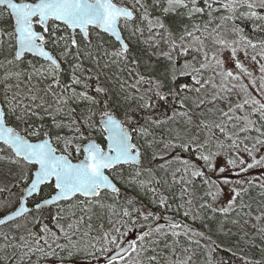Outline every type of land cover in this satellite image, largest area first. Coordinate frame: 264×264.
<instances>
[{
    "label": "snow or ice",
    "instance_id": "obj_1",
    "mask_svg": "<svg viewBox=\"0 0 264 264\" xmlns=\"http://www.w3.org/2000/svg\"><path fill=\"white\" fill-rule=\"evenodd\" d=\"M262 222L264 0H0V264H264Z\"/></svg>",
    "mask_w": 264,
    "mask_h": 264
},
{
    "label": "trees",
    "instance_id": "obj_2",
    "mask_svg": "<svg viewBox=\"0 0 264 264\" xmlns=\"http://www.w3.org/2000/svg\"><path fill=\"white\" fill-rule=\"evenodd\" d=\"M179 218L180 217H177V219H179ZM231 228H232L233 233H235L237 231L236 227L231 226ZM248 231L252 232L253 230L252 229H248ZM213 239L217 240L218 239L217 235H213ZM219 239H223V240H226V241L231 239L232 241H234L235 240V236H232L231 238L219 237ZM229 258H230V254L226 253L223 250H220V251H218L217 253L214 254V260L224 259L225 261H228ZM231 264H239V261L238 260H232Z\"/></svg>",
    "mask_w": 264,
    "mask_h": 264
},
{
    "label": "rangeland",
    "instance_id": "obj_3",
    "mask_svg": "<svg viewBox=\"0 0 264 264\" xmlns=\"http://www.w3.org/2000/svg\"><path fill=\"white\" fill-rule=\"evenodd\" d=\"M260 173H259V171H257V172H255L254 173V175H259ZM256 193L255 192H253V195H255ZM262 223H264V222H262ZM231 227L232 225L231 224H228V225H226V227ZM249 229H251V228H249ZM204 259H205V257H204V255L203 254H201L200 256H199V258H198V264H202V262L204 261Z\"/></svg>",
    "mask_w": 264,
    "mask_h": 264
}]
</instances>
